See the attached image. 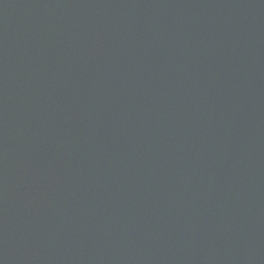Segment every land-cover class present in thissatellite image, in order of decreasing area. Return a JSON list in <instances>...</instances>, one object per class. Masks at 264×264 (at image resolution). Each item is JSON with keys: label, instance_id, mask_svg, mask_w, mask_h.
I'll return each mask as SVG.
<instances>
[{"label": "water", "instance_id": "water-1", "mask_svg": "<svg viewBox=\"0 0 264 264\" xmlns=\"http://www.w3.org/2000/svg\"><path fill=\"white\" fill-rule=\"evenodd\" d=\"M0 264H264V0H0Z\"/></svg>", "mask_w": 264, "mask_h": 264}]
</instances>
